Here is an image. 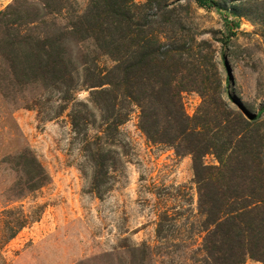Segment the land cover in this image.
Returning a JSON list of instances; mask_svg holds the SVG:
<instances>
[{
    "label": "rangeland",
    "instance_id": "1",
    "mask_svg": "<svg viewBox=\"0 0 264 264\" xmlns=\"http://www.w3.org/2000/svg\"><path fill=\"white\" fill-rule=\"evenodd\" d=\"M212 1L220 11L193 0H131L122 15L143 22L137 30L166 48L191 49L198 80L227 119L249 124L243 133L264 164V0ZM93 8L91 0H0V264H210L191 156L140 130L139 105L122 84L124 40L119 106L111 115L91 102L83 67L115 65L85 33L110 15ZM223 17L237 23L229 35ZM101 29L111 33L109 25ZM59 49L70 63V89L54 81ZM150 88L141 79L134 93ZM181 104L192 118L202 99L184 92ZM23 155L40 166L36 190H27ZM203 163L218 166L213 155Z\"/></svg>",
    "mask_w": 264,
    "mask_h": 264
},
{
    "label": "trees",
    "instance_id": "2",
    "mask_svg": "<svg viewBox=\"0 0 264 264\" xmlns=\"http://www.w3.org/2000/svg\"><path fill=\"white\" fill-rule=\"evenodd\" d=\"M193 1L199 8L220 11L212 0ZM91 3L93 11L102 9L110 15L107 20H97L96 26L88 25L85 33L115 63L108 71L83 64L84 84L91 90V102L100 111L112 115L122 100L118 90L123 81L127 90L125 98L139 105V128L147 139L191 156L197 208L204 217L202 250L209 263L244 264L248 258L264 264V164L251 150L250 137L243 133L249 124L235 117L227 119L229 115L216 105L209 95L210 89L203 87L195 75L196 67L187 60L191 49L166 48L149 32L137 30L146 26L143 22L134 24L133 19L122 15L129 10L131 0H91ZM231 24L223 17L228 35ZM103 25H109L111 33H105L101 29ZM236 26L237 23L233 28ZM121 40L128 44L129 52L122 81L121 59L117 57ZM61 53L60 49L56 51L52 62L54 81L70 89L73 86L72 73L67 72L70 63ZM141 79L149 81L151 88L149 95L139 97L134 92ZM189 91L197 92L202 99L192 118L184 115L181 104V94ZM126 117V114L120 115L117 124L123 123ZM246 119L248 123L256 120L250 116ZM70 122L75 131L81 126L75 113L70 115ZM207 155H213L218 166H205L203 158ZM22 166L28 179L27 190L42 186L43 175L35 159L23 155ZM102 167V162L97 165L99 170Z\"/></svg>",
    "mask_w": 264,
    "mask_h": 264
}]
</instances>
